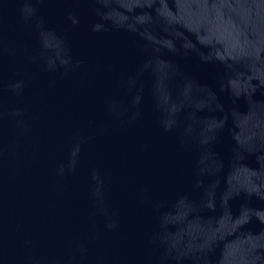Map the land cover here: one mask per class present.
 <instances>
[{"label":"water","instance_id":"water-1","mask_svg":"<svg viewBox=\"0 0 264 264\" xmlns=\"http://www.w3.org/2000/svg\"><path fill=\"white\" fill-rule=\"evenodd\" d=\"M0 264H264V0H0Z\"/></svg>","mask_w":264,"mask_h":264}]
</instances>
